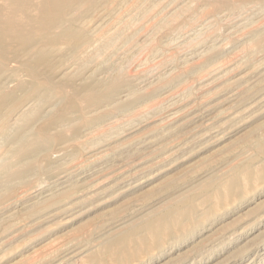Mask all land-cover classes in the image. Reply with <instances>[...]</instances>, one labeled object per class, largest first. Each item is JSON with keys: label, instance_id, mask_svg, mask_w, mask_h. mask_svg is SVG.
Returning a JSON list of instances; mask_svg holds the SVG:
<instances>
[{"label": "rangeland", "instance_id": "obj_1", "mask_svg": "<svg viewBox=\"0 0 264 264\" xmlns=\"http://www.w3.org/2000/svg\"><path fill=\"white\" fill-rule=\"evenodd\" d=\"M31 1L69 35L2 52L0 264H264V0Z\"/></svg>", "mask_w": 264, "mask_h": 264}, {"label": "bare ground", "instance_id": "obj_2", "mask_svg": "<svg viewBox=\"0 0 264 264\" xmlns=\"http://www.w3.org/2000/svg\"><path fill=\"white\" fill-rule=\"evenodd\" d=\"M1 1V0H0ZM23 1V0H21ZM25 1V0H24ZM26 1H31V0H26ZM32 2V1H31ZM79 2V1H78ZM4 3V2H3ZM237 3V2H236ZM239 3V2H238ZM242 3V2H241ZM23 4V3H22ZM86 4V3H85ZM172 4V3H171ZM30 5V4H29ZM34 5V6H33ZM32 7H30L27 10H23L21 5H11V6H4L3 4L0 3V74L4 73L6 71H8V67H6V69L3 71L2 70V60H4L5 57L7 56H3L2 52L3 49L6 47H9L11 44H15L17 43L20 39L23 40V42L27 45L26 49L23 51V53L25 54H39L41 55L42 53H44V49L46 45H51V46H55L58 43L67 40L68 38V29L67 27L61 28L62 24L64 21L67 22V18L70 17H66V19L64 17H62V15L60 14V11L57 12V16H54L52 18H50L51 14H52V10H53V5L52 4H33ZM78 5V4H77ZM241 6V5H240ZM76 7V6H74ZM117 7V6H116ZM168 7V6H167ZM243 7V6H242ZM240 8V7H239ZM82 9V8H81ZM31 10V11H29ZM71 10V9H70ZM114 10V9H113ZM69 11V10H68ZM81 11V10H80ZM72 12V11H71ZM79 13V11H77ZM34 13V14H33ZM36 13V14H35ZM63 13V12H62ZM77 13V14H78ZM21 15L22 17L21 20L18 19L17 15ZM64 14V13H63ZM68 14V13H67ZM70 14V13H69ZM75 14V13H74ZM224 14V13H223ZM69 16V15H67ZM69 20V19H68ZM75 20V19H73ZM77 21V20H76ZM83 21V20H82ZM122 21V20H121ZM75 23V21H74ZM103 23V22H102ZM80 24V23H79ZM69 25H71L69 23ZM94 25V24H93ZM130 25V24H129ZM68 26V25H67ZM262 26V25H261ZM73 26L71 25V28ZM75 27V26H74ZM136 27V26H135ZM55 28H59L60 31L59 32H55ZM70 28V27H69ZM112 30V29H111ZM74 31V30H73ZM107 32V31H106ZM77 35V32H75ZM79 33V32H78ZM118 33V32H117ZM116 34V33H115ZM7 36L8 38H11V40L8 42V45H4L3 43V36ZM118 35V34H117ZM119 37V36H118ZM77 38V37H76ZM76 38H74V40H77ZM88 38V37H87ZM79 39H81V37H79ZM78 39V40H79ZM70 40V39H69ZM73 41V40H72ZM70 40V42H72ZM82 41V40H81ZM69 42V41H68ZM67 42V43H68ZM69 42V43H70ZM80 42V40H79ZM77 43V42H76ZM64 44V43H63ZM81 43H79L80 45ZM19 45V44H18ZM73 45V44H72ZM82 45V44H81ZM93 45V44H92ZM76 47V45H75ZM50 48V47H49ZM48 48V49H49ZM75 50V49H73ZM79 50V49H78ZM21 51V50H20ZM8 54L10 52H7ZM12 53V52H11ZM22 53V54H23ZM15 54V53H13ZM20 54V55H22ZM95 54V53H94ZM12 54H10L11 56ZM17 55V54H15ZM35 56V55H34ZM21 57V56H20ZM20 57H17L20 59ZM57 57V56H56ZM49 58V57H48ZM11 59V57H10ZM14 60V59H13ZM18 60V59H16ZM32 60V59H30ZM61 60V59H60ZM26 61V60H25ZM30 62V61H29ZM9 65V64H8ZM25 65H27L30 68H34L35 64L33 65V63L27 64L25 63ZM42 65V64H41ZM5 67V66H4ZM46 69V68H45ZM52 69V68H50ZM49 69V70H50ZM34 70V69H33ZM44 70V69H43ZM48 70V71H49ZM39 71V70H38ZM42 73V72H40ZM39 75V74H38ZM48 79V78H47ZM118 81V80H117ZM2 82H5L2 80ZM1 86V85H0ZM55 87V86H54ZM4 89V87H3ZM2 89V90H3ZM24 89V88H23ZM54 89V88H53ZM27 90V89H26ZM1 91V89H0ZM25 91V90H24ZM51 91V90H50ZM49 91V92H50ZM62 91V90H61ZM93 93V92H92ZM44 94V93H43ZM49 94V93H48ZM53 94V93H52ZM111 94V93H110ZM94 95V93H93ZM1 96V95H0ZM91 96V95H90ZM8 97V96H7ZM12 97V96H11ZM40 97V95H39ZM49 97V96H48ZM18 98V97H17ZM43 98V97H42ZM90 98V97H89ZM93 98V97H92ZM69 99V98H68ZM4 100V99H3ZM37 101V100H36ZM40 101V100H39ZM59 101V100H58ZM109 101V100H108ZM3 102V101H2ZM13 102V101H11ZM90 102V100H89ZM38 103V102H37ZM91 103V102H90ZM29 104V103H28ZM92 104V103H91ZM11 105V104H10ZM96 105V104H95ZM93 106V105H91ZM2 107H4L2 105ZM69 109V108H68ZM23 110V109H22ZM34 110V109H33ZM32 110V111H33ZM98 109H96L97 111ZM3 111V110H2ZM1 111V113H2ZM37 111V110H36ZM67 112V111H66ZM92 112V111H91ZM30 114V113H29ZM25 116V115H24ZM23 117V116H22ZM15 118V117H14ZM39 119V118H38ZM15 121V120H14ZM10 123V122H9ZM17 123V122H16ZM15 125V124H14ZM18 126V125H17ZM1 127V126H0ZM19 127V126H18ZM16 127V128H18ZM9 128V127H8ZM40 128V127H39ZM11 129V128H10ZM5 130V129H4ZM27 131V130H26ZM25 131V132H26ZM39 132V130H37ZM51 132V131H50ZM5 134V133H4ZM32 134V133H31ZM20 136V135H19ZM23 136V135H22ZM30 136V135H29ZM43 136V135H42ZM1 137V136H0ZM18 139V138H17ZM21 139V138H20ZM22 140V139H21ZM18 142V141H17ZM38 142H41L40 140H38ZM11 144V142H10ZM9 144V145H10ZM28 144V143H27ZM12 145V144H11ZM10 145V146H11ZM14 145V144H13ZM13 146H11L10 148H12ZM15 147V146H14ZM261 147V146H260ZM9 148V149H10ZM24 149V148H23ZM23 149L21 151H23ZM260 149V148H259ZM264 149V148H263ZM45 150V149H44ZM47 150V149H46ZM262 150V148H261ZM10 151V150H9ZM40 151V150H39ZM7 152V151H5ZM4 152V154H6ZM11 152V151H10ZM9 152V153H10ZM14 152V151H13ZM35 152V151H34ZM34 152H32L31 154H33ZM37 152V151H36ZM44 153V151H43ZM24 154V153H23ZM18 155V154H17ZM17 157V156H16ZM23 157V156H22ZM21 157V158H22ZM26 157V156H25ZM34 157V156H33ZM31 158V157H30ZM5 159V158H4ZM3 159V160H4ZM14 159V158H13ZM28 159V158H27ZM26 160V159H25ZM17 161V159L15 160ZM21 162V161H20ZM23 162V160H22ZM21 162V163H22ZM27 163V162H26ZM25 164V163H24ZM23 164V165H24ZM3 165V164H2ZM18 165V164H15ZM6 167V165H5ZM11 167V166H9ZM14 169V168H13ZM12 172V171H11ZM257 177V176H256ZM229 178V177H228ZM236 179V178H235ZM17 180V179H16ZM240 181V180H239ZM9 183V182H8ZM222 189L225 190H229L228 187L226 185H224L222 187ZM217 190V189H216ZM227 195V192L225 193ZM225 199V198H224ZM174 206V205H173ZM159 213V212H158ZM151 216V215H150ZM149 216V217H150ZM180 217V216H179ZM146 225V224H145Z\"/></svg>", "mask_w": 264, "mask_h": 264}]
</instances>
